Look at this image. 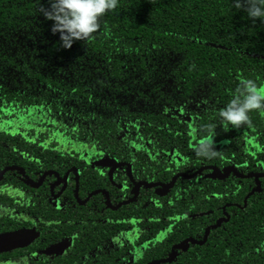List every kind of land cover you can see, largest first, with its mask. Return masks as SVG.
Returning <instances> with one entry per match:
<instances>
[{
    "label": "trees",
    "instance_id": "trees-1",
    "mask_svg": "<svg viewBox=\"0 0 264 264\" xmlns=\"http://www.w3.org/2000/svg\"><path fill=\"white\" fill-rule=\"evenodd\" d=\"M39 3L0 0V169L74 166L79 194L105 189L113 206L133 195L128 172L148 183L204 166L264 172V112L239 128L217 115L240 77L264 92L259 19L231 0H118L95 33L63 49ZM209 125L218 155L205 160L194 153ZM62 138L80 150L59 147ZM104 160L121 165L108 175ZM212 172L179 176L163 195L141 186L112 210L103 193L84 207L51 204L52 178L34 189L10 170L0 180V233L24 225L10 215L15 200L17 214L50 225L29 246L1 252L0 264H264V177L252 192L253 178ZM66 239L64 253L43 252Z\"/></svg>",
    "mask_w": 264,
    "mask_h": 264
},
{
    "label": "clouds",
    "instance_id": "clouds-1",
    "mask_svg": "<svg viewBox=\"0 0 264 264\" xmlns=\"http://www.w3.org/2000/svg\"><path fill=\"white\" fill-rule=\"evenodd\" d=\"M232 7L243 10L253 22L264 23V0H231ZM45 4L47 5L45 7ZM39 3V14L51 21L50 32L58 34V47L68 49L74 41L88 39L100 27V19L112 12L118 0H45ZM264 112V92L258 90L255 80L240 77L231 93V99L217 115L221 125L239 128L250 125L249 113ZM214 125H209L208 135L195 147V156L205 160L216 158L218 151L214 140Z\"/></svg>",
    "mask_w": 264,
    "mask_h": 264
},
{
    "label": "flooded vegetation",
    "instance_id": "flooded-vegetation-1",
    "mask_svg": "<svg viewBox=\"0 0 264 264\" xmlns=\"http://www.w3.org/2000/svg\"><path fill=\"white\" fill-rule=\"evenodd\" d=\"M10 166H15V165H10ZM6 167H9V166H5L3 167L2 169H0V172L6 168ZM20 167V166H18ZM22 168V167H21ZM23 169V168H22ZM117 169V168H116ZM115 169V170H116ZM16 170V169H14ZM24 170V169H23ZM8 171L10 170H7L5 173H7ZM18 172H20L19 170H17ZM45 172H51L50 174H46L44 176V179L41 183V185L39 187H31V188H34V189H37V188H40L44 181L46 180V178L48 179H51L52 180L50 181V183L48 184V199L50 201L51 204H56L58 205V203L62 200L63 203L67 202L69 205L68 206H73V201L81 206V207H84L85 205H87V203L90 201V199L93 197V195H96L98 193H103L102 190L106 191L105 189H101V188H98V189H95L93 191H91L90 193H87L86 195H80L79 194V188H80V185H79V180H80V170L74 166L72 167H69L67 168L63 174H59L57 171L55 170H52V169H48V170H44V171H40L39 169L37 168H32L31 169V174H30V168H29V173L27 174L26 171L24 170V174H22L20 172V176L16 175V174H13V177L15 176V181H18V180H21L23 181V184H27L25 182L26 178H29L30 180H32L33 182H38L41 178V176L45 173ZM110 169L107 170V174L110 175ZM5 173L3 174L1 180H3L4 178V175ZM67 174V176L65 177V175ZM31 175V176H30ZM128 175V178L129 180L131 181V183H133V194H134V185L135 183L137 182H134L132 177ZM175 175V174H174ZM173 177V176H172ZM10 181L9 182H12L13 179H9ZM57 183V184H56ZM148 183V182H147ZM157 183V182H155ZM29 184V183H28ZM30 185V184H29ZM54 185V186H53ZM51 186H53V189L51 191ZM141 187V186H140ZM9 188H13V187H10ZM99 191V192H96L94 194H92L94 191ZM17 192L19 191V193L21 194V196L24 195L23 192H21L20 189H17V188H14V189H10V192L9 193H13V192ZM70 191L71 193V196H67V192ZM139 191H140V188H139ZM107 192V191H106ZM108 194V197H109V193L107 192ZM58 195V196H56ZM138 195H139V192H138ZM137 195V197H138ZM133 196V195H132ZM104 197H105V194H104ZM136 197V198H137ZM131 198V197H130ZM128 198V199H130ZM128 199H125V200H128ZM109 201H110V198H109ZM124 201V200H122ZM122 201H119L118 203H121ZM21 201H18V200H15L14 202L10 203L9 202V208H10V215L13 214V218L15 217L16 219H18L20 222L24 223L23 226L19 227L18 229H14L12 231H15V230H20V229H30V228H34L35 231L37 232V237L30 243H34L37 239H39L38 237L40 236V232H39V229L43 226V228H46L50 225V222H40L38 221L37 218H34L33 216H31L30 214L28 213H23V214H17V211H16V207L18 205H20ZM105 203H106V197H105ZM111 203V202H110ZM117 203V204H118ZM131 203V202H130ZM116 204V205H117ZM128 204V203H127ZM107 205V203H106ZM114 205V206H116ZM125 205V204H123ZM113 206V205H112ZM118 209V208H117ZM15 215V216H14ZM8 232H11V231H8ZM5 233V232H4ZM1 234V233H0ZM64 237L67 238L66 235H64ZM64 243L65 244V249L63 252L61 253H64L67 249H68V244H69V240L66 239V241H56V242H53L51 244H48L44 249H43V252L45 253L46 249L48 247H50L51 245H54L56 243ZM29 244V245H30ZM28 245V246H29ZM61 253H58V254H61ZM58 254H48V255H58Z\"/></svg>",
    "mask_w": 264,
    "mask_h": 264
},
{
    "label": "water",
    "instance_id": "water-1",
    "mask_svg": "<svg viewBox=\"0 0 264 264\" xmlns=\"http://www.w3.org/2000/svg\"><path fill=\"white\" fill-rule=\"evenodd\" d=\"M103 165L108 166L111 165L110 167V172L111 173L115 168L119 167L121 164L120 163H112L110 160H104L102 162ZM19 170L22 174H24V170L21 167L18 166H9L4 168L1 172H0V180L3 176V174L7 171V170ZM210 169L213 172L209 175L211 178H218L220 180H223L225 178H227L231 173H233L235 176L239 177V178H253L256 182H257V186L252 190V192L254 190H260V184H259V179L261 177H264V172H260V173H250V174H242L240 172L237 171V169L234 166H228L226 167L223 171H221L220 169L216 168L215 166H204L200 169H198L197 171H195L192 174H187V173H176L175 175H173V177L171 178V180L167 183H147L145 181H138L137 183H135L134 185V194L133 196L128 199V200H124L121 203H118L116 206H112V204L109 201V197L106 191L102 190V192H104L105 197H106V203H107V207L112 209V210H116L117 208H119L121 205L123 204H127L130 202H133L139 192V188L140 186H145L147 188H154L157 186H160V189L156 190V193L158 195H163L166 193V191L168 189H171L176 181V179L179 176L185 177V178H193L196 175L200 174L203 170H207ZM51 172H45L40 180L38 182H33L32 180H30L29 178H26L25 182L28 184H30L31 187H39L44 179V176L46 174H50ZM68 173H66L65 177L67 176ZM129 174V172H128ZM57 184V183H56ZM54 186V185H53ZM53 186H51V191L53 189ZM99 192L94 191L92 194ZM58 196V195H56ZM37 237V232L35 231L34 228H30V229H20V230H15V231H11V232H5V233H1L0 234V253L1 252H7V251H11L13 249L16 248H22V247H26L28 246L35 238ZM65 249V244L60 242V243H56L54 245H51L50 247H48L45 251L46 254H58L63 252Z\"/></svg>",
    "mask_w": 264,
    "mask_h": 264
},
{
    "label": "rangeland",
    "instance_id": "rangeland-1",
    "mask_svg": "<svg viewBox=\"0 0 264 264\" xmlns=\"http://www.w3.org/2000/svg\"><path fill=\"white\" fill-rule=\"evenodd\" d=\"M59 141H60L59 147H62V146H66L67 145V147H77L76 150H80V149H78V147H81V146H79V145H77L75 143H72L71 140H67V139H63L62 138Z\"/></svg>",
    "mask_w": 264,
    "mask_h": 264
}]
</instances>
